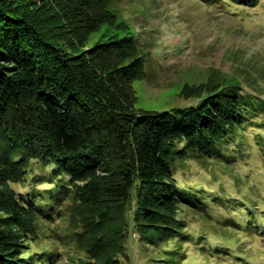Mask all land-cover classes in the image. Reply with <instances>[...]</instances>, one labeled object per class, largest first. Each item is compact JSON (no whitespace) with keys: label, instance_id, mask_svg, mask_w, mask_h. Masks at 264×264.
<instances>
[{"label":"trees","instance_id":"obj_1","mask_svg":"<svg viewBox=\"0 0 264 264\" xmlns=\"http://www.w3.org/2000/svg\"><path fill=\"white\" fill-rule=\"evenodd\" d=\"M112 1L0 0V264H131L133 232L143 256H156L141 264H255L233 250L241 232L264 243V214L223 219L204 187L185 196L175 162L209 157L229 166L224 151L243 149L247 130L264 128V82L245 63L239 72L255 89L211 70L205 87L187 93L197 105L135 108L132 84L145 75L136 39L112 33L88 44L102 26L128 30ZM256 73L264 79V64ZM189 206L202 226L192 234ZM63 212L61 233L54 225Z\"/></svg>","mask_w":264,"mask_h":264},{"label":"rangeland","instance_id":"obj_2","mask_svg":"<svg viewBox=\"0 0 264 264\" xmlns=\"http://www.w3.org/2000/svg\"><path fill=\"white\" fill-rule=\"evenodd\" d=\"M109 9L116 15V22L124 21L128 30L115 25L102 26L90 34L88 44L112 33L119 38L131 34L136 39L144 57L145 72L132 84L137 109L161 112L197 105L199 99L187 93L192 86L205 87L211 70L240 76L247 90L255 89L250 83L252 79L247 75L242 77L239 72V67L248 63L255 72L252 78L264 82L256 73V67L264 64V0L251 8L225 1L218 6L202 0H113ZM256 129L247 130L243 149L224 151L225 159L236 162L226 168L222 167L226 164L222 158L189 157L185 162H175L177 182L184 188L185 196L193 200L191 192L204 187L214 198L215 208L210 209L221 211L225 220L246 221L251 219V214H264V162L259 159L264 155V144L256 146L254 140L258 132L264 138V128ZM37 173L35 168L30 177L34 179ZM14 187L23 192L30 189L22 184ZM68 203V200L64 202L63 207ZM188 214L186 230L192 234L202 226L200 219H191L197 217L195 208L189 206ZM67 221L68 213L63 212L54 227L62 233ZM260 221L264 226V220ZM138 237L133 232L126 246L131 264H141L146 257L156 258L153 250L143 256ZM213 242L219 243L216 239ZM67 246L58 244L62 249ZM235 246L234 252L244 249L251 262L264 264V243L258 237L241 232ZM191 261H201V257ZM213 264L227 263L216 260Z\"/></svg>","mask_w":264,"mask_h":264}]
</instances>
